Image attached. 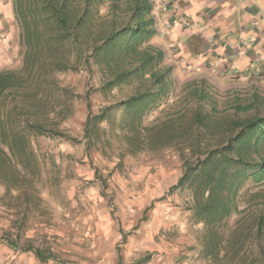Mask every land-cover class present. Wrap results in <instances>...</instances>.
<instances>
[{
	"label": "trees",
	"instance_id": "trees-1",
	"mask_svg": "<svg viewBox=\"0 0 264 264\" xmlns=\"http://www.w3.org/2000/svg\"><path fill=\"white\" fill-rule=\"evenodd\" d=\"M16 1L27 48L20 68L0 71L4 196L17 191L27 202L39 197L46 163L34 145L37 137L84 142L87 148L117 143L129 154L171 147L182 170L169 194L189 191L184 203L203 225L195 231L203 256L216 264H264V188L245 195L248 186L264 184V98L253 93L221 110L208 93L195 89L188 99L195 105L146 125L174 86L173 67L163 64L165 51L145 44L157 34L152 0H111L107 6L105 0ZM92 67L102 79L84 94L88 114L81 138L74 137L62 126L82 96L59 75L92 73ZM91 93L111 103L94 112ZM51 164L57 165L53 158ZM244 203L254 204L256 213L243 214ZM233 214L242 216L228 233L223 226ZM26 250L42 261L52 258L30 245Z\"/></svg>",
	"mask_w": 264,
	"mask_h": 264
},
{
	"label": "rangeland",
	"instance_id": "rangeland-1",
	"mask_svg": "<svg viewBox=\"0 0 264 264\" xmlns=\"http://www.w3.org/2000/svg\"><path fill=\"white\" fill-rule=\"evenodd\" d=\"M110 1L105 0L104 6ZM152 1L157 16V34L145 44L165 51L163 64L173 67L174 86L169 98L146 118V125L183 105H195L192 99L188 101L195 89L208 93L221 110H226L225 107L232 102L247 101L253 95L250 81L242 85L241 76L226 69L233 65L234 55H230V60L223 51L225 44L219 43L224 40L221 30L214 35L207 33L209 29L203 21L205 14L200 10L193 11L192 25L183 21L177 25V17L186 19L190 16L186 10H181L188 5V0L178 3L177 0ZM185 14L188 17H184ZM22 33L17 1L0 0V71L18 69L23 65L27 47ZM235 36L230 34V37ZM92 68V73L82 70L59 75L63 85L71 86L82 96L74 100V113L62 126L74 137L81 138L88 114L84 94L97 87L102 79L96 67ZM259 95L264 98V94ZM90 101L94 112L111 103V99L101 93H91ZM34 145L46 163L45 185L41 187L39 197H32L29 202L17 198V191L13 192L14 196L5 197V189L0 185V218H4L7 224V227L1 226L0 245L9 246L8 240L15 243L17 239L15 247L19 254L34 253L26 250L29 245L39 248L45 255L52 256L47 264L95 262L96 240L104 233L100 228L97 233L91 222L100 217V206L106 203L110 212L107 217L114 220V230L119 231V240L115 242L118 252L130 235L142 227H151L155 214L158 217L155 221L162 222V229L151 241L163 240L184 247L180 250L185 251L184 256L179 258L182 254H177L170 264H216L203 256L198 242H195L203 225L184 203L189 191L169 194L170 186L177 181L182 170V160L173 148L129 154L123 145L117 143L111 146L97 143L87 148L84 142L44 136L35 138ZM51 158L57 165L51 164ZM260 186H248L245 195L264 188V184ZM242 207H247L243 214L253 215L257 211L254 204L244 203ZM241 216H230L223 230L229 233ZM84 227H90L92 234L88 235ZM5 228L7 230L2 232ZM26 236H30L29 240L24 239ZM154 250L158 251L153 249L150 257H139L132 264L149 261Z\"/></svg>",
	"mask_w": 264,
	"mask_h": 264
},
{
	"label": "crops",
	"instance_id": "crops-1",
	"mask_svg": "<svg viewBox=\"0 0 264 264\" xmlns=\"http://www.w3.org/2000/svg\"><path fill=\"white\" fill-rule=\"evenodd\" d=\"M178 2L180 0H177ZM181 10H186V14L190 16L185 14L184 17H188L186 19L177 17L175 22L177 25L180 22L182 24V21L184 24L192 25L193 11L200 10L202 14L206 15L203 21L207 24L209 35H214L217 33L216 31L221 30L224 40L219 43L225 44L223 51L230 60V55H234L233 65L226 69L234 70L241 76L240 84L244 85L246 81H250L251 87H253L252 93L264 94L262 91L264 89V0H188V5ZM230 34L236 36L230 37ZM100 212V217L91 223L95 225L97 233L100 228L104 233L102 234L104 238L99 239L98 237L96 240L95 262H86V264H120V261L123 264H132L136 259L146 256L156 248L159 252L154 250L151 259L143 264H170L177 254H182V256H178L179 258L184 256L185 251H180L184 248L183 246L175 243L171 245L163 240L160 242L151 241V238L156 237L162 229V222L155 221L158 219L155 214L151 227H142L139 232L130 235L126 243L120 245L124 247L118 252L115 242L119 240V231L114 230V220L107 217L110 212L106 203L100 206ZM4 221V218H0V230L1 226L7 227ZM170 222L173 223L172 220ZM6 230L7 228L2 232ZM84 230L88 235L92 234L90 227H84ZM27 238L30 236H26L24 239L29 240ZM16 243L17 239L14 245ZM49 260L42 261L35 253L19 254V250L15 246L0 245V264H47L46 262Z\"/></svg>",
	"mask_w": 264,
	"mask_h": 264
}]
</instances>
